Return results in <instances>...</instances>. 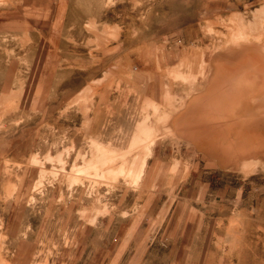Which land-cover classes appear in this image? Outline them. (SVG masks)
<instances>
[{
  "label": "rangeland",
  "instance_id": "374dc122",
  "mask_svg": "<svg viewBox=\"0 0 264 264\" xmlns=\"http://www.w3.org/2000/svg\"><path fill=\"white\" fill-rule=\"evenodd\" d=\"M209 2L0 0V264H264V158L192 146L208 54L263 51Z\"/></svg>",
  "mask_w": 264,
  "mask_h": 264
},
{
  "label": "crops",
  "instance_id": "0c3cea01",
  "mask_svg": "<svg viewBox=\"0 0 264 264\" xmlns=\"http://www.w3.org/2000/svg\"><path fill=\"white\" fill-rule=\"evenodd\" d=\"M256 1L258 4L250 7L247 0H241L238 5L231 0V4L225 3L212 11L210 0L209 5L199 11L200 14L205 13L199 21L209 19L217 23L214 28H222L218 22L223 20L230 30L257 29L260 37L257 38L262 42L257 44V48L264 51V0ZM263 51L221 56L208 54L210 67L196 76L188 111L193 124L192 146L207 159L214 171L232 170L234 157L244 158L247 166L250 160L264 158ZM259 170L260 165L257 164L255 169L240 171Z\"/></svg>",
  "mask_w": 264,
  "mask_h": 264
},
{
  "label": "bare ground",
  "instance_id": "6f19581e",
  "mask_svg": "<svg viewBox=\"0 0 264 264\" xmlns=\"http://www.w3.org/2000/svg\"><path fill=\"white\" fill-rule=\"evenodd\" d=\"M249 53H250V52H249ZM258 53H260V52H258ZM244 54H245V53H244ZM222 62H223V61H222ZM224 66H225V63H224ZM226 66H227V65H226ZM234 67H235V66H234ZM221 71H222V70H221ZM253 75H254V74H253ZM242 76H243V75H242ZM262 76H263V75H262ZM239 79H240V78H239ZM242 79H243V78H242ZM241 81L245 82V80H241ZM241 81H239V82H241ZM248 81H249V80H248ZM255 81H256V80H255ZM246 82H247V81H246ZM251 82H252V80H251ZM260 83H261V82H260ZM260 83H259V84H260ZM252 84L255 85L256 83H255V82H254V83L252 82ZM242 85H243V84H242ZM253 88H254V87H253ZM255 100H256V99H255ZM259 101H260V100H259Z\"/></svg>",
  "mask_w": 264,
  "mask_h": 264
}]
</instances>
